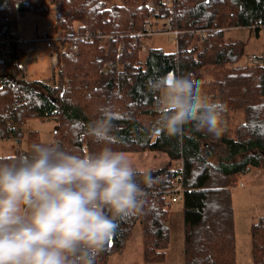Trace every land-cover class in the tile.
I'll list each match as a JSON object with an SVG mask.
<instances>
[{"label":"trees","instance_id":"trees-1","mask_svg":"<svg viewBox=\"0 0 264 264\" xmlns=\"http://www.w3.org/2000/svg\"><path fill=\"white\" fill-rule=\"evenodd\" d=\"M52 5L54 33L46 34L66 38L55 45L53 79L32 80L17 53L19 16L46 15ZM148 21L165 23L158 31L178 30L177 50L149 46L145 52ZM235 27L259 33L264 0H0V139L20 140L27 119L44 118L55 121L49 142L73 153L94 152L103 145L88 136L87 125L98 118L100 106H112L115 140L108 146L170 156L162 167L138 170L153 180L150 186L141 183L143 211L115 220L112 239L95 264H109L112 255L122 253L138 224L143 261L164 262L171 240L170 190L178 184L183 187L184 264H240L232 190L251 168H264V60L232 66L245 53V43L227 36ZM88 31L89 40L83 37ZM167 73L203 81L206 94L226 106L222 135L214 137L194 124L176 136L149 134L158 94L146 81ZM236 110L245 118L233 126ZM33 143H44L35 130L23 146L0 156L26 155ZM177 160L182 168L173 167ZM250 233L253 260L248 264H264V215Z\"/></svg>","mask_w":264,"mask_h":264},{"label":"clouds","instance_id":"clouds-1","mask_svg":"<svg viewBox=\"0 0 264 264\" xmlns=\"http://www.w3.org/2000/svg\"><path fill=\"white\" fill-rule=\"evenodd\" d=\"M158 94L150 135L176 136L194 124L223 134L226 106L210 98L204 82L167 73L150 77ZM113 107L100 106L87 134L103 145L83 154L56 142L33 143L26 155L0 156V264H95L112 239L118 217L143 211L141 183H153L115 140Z\"/></svg>","mask_w":264,"mask_h":264},{"label":"rangeland","instance_id":"rangeland-1","mask_svg":"<svg viewBox=\"0 0 264 264\" xmlns=\"http://www.w3.org/2000/svg\"><path fill=\"white\" fill-rule=\"evenodd\" d=\"M149 5H153L152 1H149ZM56 7L51 6L50 11L46 15H38L31 11L26 12L24 15L19 16V36L21 39H28L34 37L45 36L47 32L54 33L53 23L56 15ZM150 20V19H149ZM153 21V19H152ZM148 30L153 32L145 38L143 46L146 48L142 49L146 52L149 46L162 47L166 51L177 50L178 47V36L173 31H158L157 28H161L165 23L161 22L159 25H155L153 22L148 21ZM56 36H61L56 34ZM227 36L230 39L241 40L245 43V53L238 63L232 64V66L241 65H255L260 63L259 59H252L253 55L264 57V27L257 33L255 30L248 29V27H235L228 31ZM55 37V36H53ZM55 45L57 41L54 42ZM28 44L27 42L25 43ZM33 51H23L20 55L21 62L25 67L27 78L29 79H40L51 81L56 73V66L58 61L57 57H54L51 52V48L47 46L43 40H34L32 42ZM262 62V61H261ZM55 64V65H54ZM233 126H236L244 121L245 114L241 110L233 112ZM55 121L44 119V118H29L24 123V137L20 140L16 139H0V155L11 154L14 151L16 145L23 146L26 142L28 134L35 130L38 138L42 142H49L53 138ZM156 151V150H155ZM133 163L137 170H150L158 167H162L164 164L166 154H162L149 149L143 151H129L124 152ZM156 156V157H155ZM168 156V155H167ZM169 161V157H168ZM167 161V162H168ZM183 163L181 160L174 162V168L182 167ZM249 173L241 175L236 186L233 187L232 197L233 205L236 217V238H237V263L248 264L253 260L252 253V238H251V225L257 221L259 217L264 215V168L260 169V173H256L257 168H251ZM172 194H170L171 198ZM170 205L169 218H172V229L174 234V243L169 253V262L167 264H180V256H178V242L176 237L178 230L176 227L178 219L172 212L175 208L181 206V198L177 201H172ZM140 224L136 225L128 248L129 254H131L132 263L128 264H145L142 262V233ZM176 226V227H175ZM184 228V223H183ZM184 230V229H183ZM129 239V240H130ZM171 241V240H170ZM184 249V240H183ZM168 252V249H167ZM184 253V250H183ZM167 258V257H166ZM150 264V263H148ZM158 264V263H151Z\"/></svg>","mask_w":264,"mask_h":264},{"label":"crops","instance_id":"crops-1","mask_svg":"<svg viewBox=\"0 0 264 264\" xmlns=\"http://www.w3.org/2000/svg\"><path fill=\"white\" fill-rule=\"evenodd\" d=\"M262 51H264V49L261 50L260 52H262ZM150 151L158 152L160 154L163 153L162 151H155V150H150ZM168 157H170V156H167V154H166V156H165L166 160L164 161V164L167 163ZM154 169H156V168H154ZM256 170H257L256 173H260L261 172L260 169H256ZM169 200H171L170 197H169ZM173 214H175L176 218L178 219L177 227L175 226L176 227V231L178 230L177 237H176V242H178V247H179L178 256H180L179 257L180 258V264H184L183 240H184L185 237H184V230H183L184 229L183 228V223L184 222H183V207H182V204H181L180 207L175 208V210L172 212V216H173ZM171 223H172V218H169L168 224H169L170 231H171V241H170V245L168 247L167 258H166V260L164 262H161V263H158V264H167L169 262V258H170L169 253L171 252V249H172V246H173V243H174V234H173V229H172V225L173 224H171ZM136 229L137 228H135L134 231ZM130 242H131V239L128 241V243H127V245H126V247H125V249L123 250L122 253L121 252L120 253H116V254H114V255H112L110 257L109 264H128V263H132L131 254H129V252H128V248L130 247ZM141 259H142V262L145 263L143 261V258H141ZM136 264H139V263H136Z\"/></svg>","mask_w":264,"mask_h":264},{"label":"built area","instance_id":"built-area-1","mask_svg":"<svg viewBox=\"0 0 264 264\" xmlns=\"http://www.w3.org/2000/svg\"><path fill=\"white\" fill-rule=\"evenodd\" d=\"M146 27L148 28V24H146ZM168 31H173L177 35L179 34L178 30L172 29L171 27H169ZM149 33H152V32L149 31ZM83 37H85L86 39L89 40L92 37V34L88 31L86 34L83 35ZM64 38H66V37H64V36L53 37V36H49V35L45 34V36L42 35L40 37L20 39L21 42L18 44L17 53L23 54L24 53L23 51L32 52L33 51L32 42L34 40H37V41L43 40L46 42L47 46L51 48L52 55L54 57H57L58 52H57V49L55 47L54 42L57 41L58 39L63 40ZM26 42L28 43L27 45L25 44ZM73 46H74V48H77L76 44H74ZM143 48L145 49L146 47L143 46ZM252 59H254V60L259 59V61L261 62L264 60V57L263 56H257L256 54H254ZM182 192H183L182 184H178L174 189L170 190V194H172V196H171L172 201H177L179 198H181Z\"/></svg>","mask_w":264,"mask_h":264},{"label":"bare ground","instance_id":"bare-ground-1","mask_svg":"<svg viewBox=\"0 0 264 264\" xmlns=\"http://www.w3.org/2000/svg\"><path fill=\"white\" fill-rule=\"evenodd\" d=\"M152 33H153V32H152ZM152 33H150V34H152ZM147 34H149V32H148Z\"/></svg>","mask_w":264,"mask_h":264},{"label":"water","instance_id":"water-1","mask_svg":"<svg viewBox=\"0 0 264 264\" xmlns=\"http://www.w3.org/2000/svg\"><path fill=\"white\" fill-rule=\"evenodd\" d=\"M173 74V73H172Z\"/></svg>","mask_w":264,"mask_h":264}]
</instances>
